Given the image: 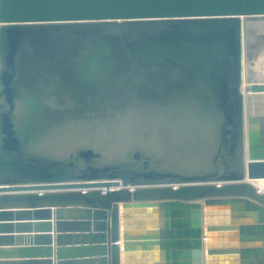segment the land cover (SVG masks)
<instances>
[{
	"label": "water",
	"instance_id": "obj_1",
	"mask_svg": "<svg viewBox=\"0 0 264 264\" xmlns=\"http://www.w3.org/2000/svg\"><path fill=\"white\" fill-rule=\"evenodd\" d=\"M259 177L264 0H0V233L43 229L0 245H50L73 210L101 264L148 244L264 264Z\"/></svg>",
	"mask_w": 264,
	"mask_h": 264
},
{
	"label": "crops",
	"instance_id": "obj_2",
	"mask_svg": "<svg viewBox=\"0 0 264 264\" xmlns=\"http://www.w3.org/2000/svg\"><path fill=\"white\" fill-rule=\"evenodd\" d=\"M22 206L20 204H16ZM38 205V204H35ZM26 207V206H25ZM55 208V207H51ZM25 208H6L3 210H17ZM215 209V217L218 211ZM62 219H58L59 223H56L54 217L53 221V242L52 244H45L43 241L32 240L29 244L27 241H19L14 245H0V262L14 263V264H48L47 261H52V264L60 262L59 264H101L99 257H95L98 253L97 250L88 248L87 245L93 244L91 242L89 233L86 232L88 229L81 219L83 214L73 210H64L60 212ZM35 216L29 218H18L9 219L3 221L4 224H27L31 222V227L23 229H7L5 232L0 234H14L19 236H36L41 234L42 228L36 227ZM247 218V217H246ZM119 219L121 221L122 216L120 214ZM203 228L206 223L203 220ZM57 234H60L56 237ZM216 239L229 237L230 234L216 233ZM238 237V236H237ZM18 242V241H15ZM121 239L119 240V243ZM243 246L251 247H263L262 242L259 241H243ZM181 253L176 252L175 257H166V248H161L159 244H148L145 249L141 246H136L131 251L132 259L124 262L123 258L120 259V264H207L204 255L206 256V249L203 246L202 258L197 257L196 247L192 246H180L178 248ZM240 249V247H239ZM170 250V248H169ZM182 255V256H181ZM214 258L213 264H250L248 262H242V258L239 253H221L217 254Z\"/></svg>",
	"mask_w": 264,
	"mask_h": 264
},
{
	"label": "bare ground",
	"instance_id": "obj_3",
	"mask_svg": "<svg viewBox=\"0 0 264 264\" xmlns=\"http://www.w3.org/2000/svg\"><path fill=\"white\" fill-rule=\"evenodd\" d=\"M257 179H264L263 177H259V178H254V179H252V180H257ZM259 189H261V190H264V186H262V185H259V184H257V183H255V182H253Z\"/></svg>",
	"mask_w": 264,
	"mask_h": 264
}]
</instances>
